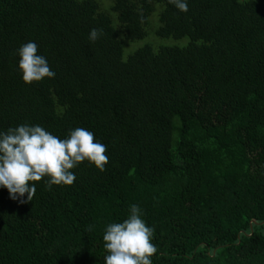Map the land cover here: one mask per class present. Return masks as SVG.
Returning a JSON list of instances; mask_svg holds the SVG:
<instances>
[{
  "label": "trees",
  "instance_id": "16d2710c",
  "mask_svg": "<svg viewBox=\"0 0 264 264\" xmlns=\"http://www.w3.org/2000/svg\"><path fill=\"white\" fill-rule=\"evenodd\" d=\"M187 5L0 0V130L82 127L108 157L71 185L32 182L26 203L0 188V264H104V228L132 203L154 229L152 264H264V0ZM155 12L157 37L187 43L125 57ZM27 41L53 78L20 79Z\"/></svg>",
  "mask_w": 264,
  "mask_h": 264
},
{
  "label": "clouds",
  "instance_id": "9594fccd",
  "mask_svg": "<svg viewBox=\"0 0 264 264\" xmlns=\"http://www.w3.org/2000/svg\"><path fill=\"white\" fill-rule=\"evenodd\" d=\"M169 3L181 12L188 10L187 0H169ZM100 35L101 29L92 28L88 39L94 42ZM15 54L20 79L25 84L55 76L46 57L38 54L35 41L22 43ZM105 151L106 145L82 127L70 129L64 138L38 124L22 123L0 130V188L7 189L10 199L26 203L35 194L34 181L47 177L45 187L49 190L52 185H71L75 173L70 170L84 161L103 171L108 160ZM128 209L126 219L108 223L104 228V264H152L151 257L157 251L151 242L154 229L142 218L138 204L132 203ZM93 228L89 224L86 231Z\"/></svg>",
  "mask_w": 264,
  "mask_h": 264
},
{
  "label": "rangeland",
  "instance_id": "374dc122",
  "mask_svg": "<svg viewBox=\"0 0 264 264\" xmlns=\"http://www.w3.org/2000/svg\"><path fill=\"white\" fill-rule=\"evenodd\" d=\"M109 2V1H107ZM110 3V2H109ZM158 14L155 12L151 17H150V25H149V35L142 39V40H137L134 42L126 41L125 46H124V56L127 57L130 53H132L134 50L137 48L144 46L145 44H150L153 46L154 49H158L159 47L162 46H172V45H183L187 43L188 38H184L181 40H174V39H164V38H159L157 37L153 32L154 29L159 25L158 23Z\"/></svg>",
  "mask_w": 264,
  "mask_h": 264
}]
</instances>
